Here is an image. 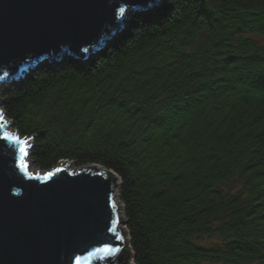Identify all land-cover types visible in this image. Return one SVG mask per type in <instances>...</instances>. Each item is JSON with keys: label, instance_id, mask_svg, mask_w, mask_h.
Returning <instances> with one entry per match:
<instances>
[{"label": "trees", "instance_id": "1", "mask_svg": "<svg viewBox=\"0 0 264 264\" xmlns=\"http://www.w3.org/2000/svg\"><path fill=\"white\" fill-rule=\"evenodd\" d=\"M256 34L264 0H160L87 58L1 81L2 108L40 169L66 159L118 176L133 264H264Z\"/></svg>", "mask_w": 264, "mask_h": 264}, {"label": "water", "instance_id": "2", "mask_svg": "<svg viewBox=\"0 0 264 264\" xmlns=\"http://www.w3.org/2000/svg\"><path fill=\"white\" fill-rule=\"evenodd\" d=\"M159 1L0 0V82L18 78L45 58H87L121 28L127 10ZM5 126L0 128V264H133L116 200L117 175L97 165L72 171L66 163L31 172L25 162L31 142L22 154L21 144L2 138L10 132ZM14 136L26 140L18 132ZM105 245L119 251H96Z\"/></svg>", "mask_w": 264, "mask_h": 264}, {"label": "rangeland", "instance_id": "3", "mask_svg": "<svg viewBox=\"0 0 264 264\" xmlns=\"http://www.w3.org/2000/svg\"><path fill=\"white\" fill-rule=\"evenodd\" d=\"M130 13V9L129 10H127L126 11V13H125V15H124V19H123V21H126V19H127V16H128V14ZM113 36V35H112ZM255 37H257V38H259L260 40H264V35H259V34H256L255 35ZM53 59H55V58H53ZM48 61V58H45L44 60H42V61ZM42 61H38V62H36V64L35 65H37V64H39L40 62H42ZM25 72V71H24ZM22 76V75H21ZM21 76H19V77H21ZM18 77V78H19ZM18 78H16V79H18ZM0 113H3V116H4V120L5 121H7V125L5 126V128L7 129V130H9L12 134H16L17 133V131L15 130V127L13 126V124H12V121L5 115V112H4V109L2 108V104H1V99H0ZM15 131V133H13ZM20 137H23V136H21V135H19ZM29 136H24L23 138L24 139H26L25 141H27V144L26 145H29L30 144V142H31V144L29 145V146H26V149H27V152H31V148H32V146H33V141H32V138L31 137H29ZM25 162H26V164H27V167H28V169L31 171V172H40V173H42V172H44L45 170L44 169H40L36 164H35V162H34V160H33V158H32V156H31V153H29V154H27L26 156H25ZM59 163H61V164H65L66 163V166H67V168L69 169V170H72V171H74V170H77V169H79V168H81V167H86V168H88L90 165H84V166H77L76 164H75V162H73V161H71V160H66V159H63V160H61V161H59L58 162V164ZM58 164H56L54 167H56ZM92 166V165H91ZM101 167L102 168V166H100V165H97L96 167ZM120 179L118 178V176H117V182L119 181ZM119 184V183H118ZM117 188H118V186H117ZM116 200H117V202H119L120 204H121V208H119V211H121V215L124 217V213H123V209H122V203L120 202V199H119V196L118 195H116ZM125 219V218H124ZM129 237V236H128ZM124 238H125V235H124ZM218 242V239L216 238V237H202L200 240H199V243H201V244H203V245H213V244H215V243H217ZM124 249V248H123ZM123 253H124V250H123ZM124 256H125V254H123ZM125 259H126V257H125ZM203 264H225V263H221V262H216V263H214V262H206V263H203Z\"/></svg>", "mask_w": 264, "mask_h": 264}, {"label": "snow or ice", "instance_id": "4", "mask_svg": "<svg viewBox=\"0 0 264 264\" xmlns=\"http://www.w3.org/2000/svg\"><path fill=\"white\" fill-rule=\"evenodd\" d=\"M123 11L124 10L121 9V12H123ZM6 123H7V121L4 120L3 113H0V128H3L6 125ZM2 138L6 139V140H11V141H14L16 143L21 144L22 145V147L20 149L21 153L22 154H26V149H25L24 146H26L27 141L21 140L19 137L14 136L12 133L7 132V131L3 132V137ZM47 175L51 176L52 173H48ZM110 230L114 231L115 230V226L112 229H110ZM96 251L97 252H104L105 254H108V253H112L114 251H119V249L118 248L117 249H113L111 246L105 245L103 248L96 249ZM101 258H103V257H101ZM77 259H79V258H77Z\"/></svg>", "mask_w": 264, "mask_h": 264}]
</instances>
